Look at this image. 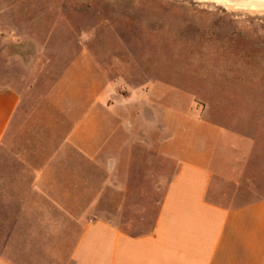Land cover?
<instances>
[{"label": "crops", "instance_id": "0c3cea01", "mask_svg": "<svg viewBox=\"0 0 264 264\" xmlns=\"http://www.w3.org/2000/svg\"><path fill=\"white\" fill-rule=\"evenodd\" d=\"M39 3L0 7V45L23 46L0 84V264H264V197L235 200L264 120L167 112L145 65L106 64L92 37L42 87L27 49L71 28V7ZM39 21L45 40L22 33Z\"/></svg>", "mask_w": 264, "mask_h": 264}, {"label": "rangeland", "instance_id": "374dc122", "mask_svg": "<svg viewBox=\"0 0 264 264\" xmlns=\"http://www.w3.org/2000/svg\"><path fill=\"white\" fill-rule=\"evenodd\" d=\"M11 1L0 0V7ZM39 1L42 6L45 0ZM69 2L71 28L57 30L53 44L27 49L37 56L33 76L42 87H48L80 49L78 38L92 37L96 55L106 64L123 56L132 71L145 65V89L153 83L158 87L167 112L182 113L183 119L239 120L242 126L258 125L245 120H264V12L228 10L212 0ZM48 24L39 21L38 28L22 33L45 40L52 31ZM15 32L3 31L11 36ZM22 47L0 45V84L9 78L13 82L14 52ZM260 140L264 150V134ZM253 166L252 181H245L236 201L264 197V156Z\"/></svg>", "mask_w": 264, "mask_h": 264}, {"label": "bare ground", "instance_id": "6f19581e", "mask_svg": "<svg viewBox=\"0 0 264 264\" xmlns=\"http://www.w3.org/2000/svg\"><path fill=\"white\" fill-rule=\"evenodd\" d=\"M199 1V0H198ZM228 10H246L252 12H264V0H214Z\"/></svg>", "mask_w": 264, "mask_h": 264}, {"label": "water", "instance_id": "95a60500", "mask_svg": "<svg viewBox=\"0 0 264 264\" xmlns=\"http://www.w3.org/2000/svg\"><path fill=\"white\" fill-rule=\"evenodd\" d=\"M212 1H214V0H212ZM231 1H234V2H236V1H241V0H231Z\"/></svg>", "mask_w": 264, "mask_h": 264}]
</instances>
